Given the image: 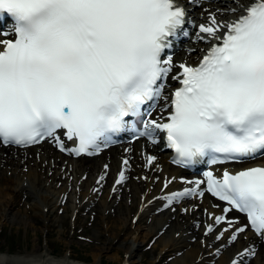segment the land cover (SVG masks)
<instances>
[{
    "label": "snow or ice",
    "instance_id": "1",
    "mask_svg": "<svg viewBox=\"0 0 264 264\" xmlns=\"http://www.w3.org/2000/svg\"><path fill=\"white\" fill-rule=\"evenodd\" d=\"M228 12L236 18L209 13L198 25L196 39L207 47L193 66L177 65L169 51L190 35L177 0H0V18L11 21L0 28V146L51 141L62 153L95 156L130 133L163 142L184 169L244 164L205 171L162 198L168 207L207 191L224 202L223 215L209 214L227 224L215 239L253 233L230 260L247 264L264 244V163H249L264 157V0ZM155 160L146 157L149 166ZM125 179L121 170L116 183ZM233 211L245 222L228 219ZM213 230L208 225L205 235Z\"/></svg>",
    "mask_w": 264,
    "mask_h": 264
},
{
    "label": "bare ground",
    "instance_id": "2",
    "mask_svg": "<svg viewBox=\"0 0 264 264\" xmlns=\"http://www.w3.org/2000/svg\"><path fill=\"white\" fill-rule=\"evenodd\" d=\"M211 1H214V3L203 5L196 10L190 11L189 13L191 19L189 20L190 23L188 24V27L190 29L192 41H194V38L196 39L198 25L201 23H208V17H206L207 14H215L217 18L221 20V22H223L224 20L231 21L236 17L233 14L229 13L228 9L235 8L238 4L244 2V0ZM191 22L194 24L193 30L191 28ZM203 48H206V43L200 41H198L196 45H193V43H189L184 46L182 51L176 55L174 62L177 65L182 62L194 65L196 63L195 61L201 56V50ZM189 51H191L192 53H189ZM177 70L178 69H176L175 71ZM129 151V153L125 154L123 152V149L114 148L105 152L103 155L97 158H79L77 160H73L70 158L67 159L64 155L56 152L47 143H43L39 147L22 151L3 149L0 147V179L2 178L3 182L0 185V200L4 201V203L7 204L8 199L15 192L24 191L26 193H33L39 200V203L42 202V209H39V216H43L45 214H43V209L46 208L47 219L50 218V216L54 213L55 208H58L55 207V197L61 192L65 193V191L67 190V184L69 182L68 179H70V177L75 178L76 183H78V186L76 187L74 185V188L76 187L77 189H79L80 187H84L85 190H91V188H95V190L98 191V195L99 191L102 192V189H104L103 187H105L107 184L111 185L112 180L114 179V184L112 183L115 187L114 194L110 196V201L112 202L111 208H114L116 214L123 215V213H130V211L135 206V200L138 198V196L142 195L144 197L143 201L140 200L139 202L137 199V207H135L134 210V213L141 217L144 212H147V209H143L144 204L152 196L169 194L174 191H182L185 187L190 186L189 184L183 183L184 180H179L184 176H182L178 170L169 166L164 157L158 156L154 152V149L146 147L143 142L139 141L135 143L133 146H131ZM147 155L158 157H156V160L149 167H147L146 162ZM123 159L128 160L127 166L122 163ZM105 165H107V167H105ZM23 167L28 168L26 174H22L21 172L17 171V169H21ZM121 170H125L126 176L125 183H123L122 187L121 183H116L117 179L119 178V171ZM7 172H10V174L7 175ZM11 172H13V174ZM84 175L88 177L87 181L82 183L81 177ZM13 176H15V179L13 178ZM101 176H103L104 179L101 180ZM134 177H136V179H133ZM166 179L172 180V183L169 184L167 188L164 187ZM184 179L189 180L186 177H184ZM63 180L68 181L66 183V187L62 186L60 188L59 186L57 187L56 185H53V183L57 184V182H63ZM23 182H26L25 186L23 185ZM51 190H56L57 193L54 194ZM75 195H77V193ZM108 198L109 191L105 193L103 198L104 201H101L99 206L104 207L103 205L106 203ZM84 200L85 199H83V201ZM128 202H130V205H128ZM192 202H194L193 207H187V205H169L168 207H165L163 211L158 210L157 215L152 217V220H150L149 222L150 224H148L149 230H145L144 227L140 226L135 227L132 244H123V246L125 247L124 253L128 255V261L130 260L133 262L135 256L133 250L134 243H143L150 237L153 232L155 233L156 231H160L161 229H163L165 233V236L160 239V247L162 251L166 250L167 248L169 249L170 247H174L175 244H181L179 245V247L180 250H183V254L181 255V257H178L175 262H173L175 264H195L197 260L203 261V254L205 253L204 249L209 250L211 246L216 247V245L218 247L222 246V248L219 249L218 253L211 255V258L208 259L210 264H230L231 259H239L236 254L242 251L245 247H248V242L255 239V237L250 232H248L246 234L247 239H245V235H240L235 242L229 243V239L231 236L230 230L228 233H225L221 239H215V237L219 235L223 228L227 227V224L222 223L220 225H215L214 220L210 218L209 214H211L212 216L223 215L224 213L222 212V209L226 206L214 201L209 197H205L202 202ZM156 203L157 202H154L152 205H155ZM165 203L167 204L166 200ZM138 205L142 207L139 211L140 213H138ZM214 205H219V207H214ZM35 207L38 210V206ZM184 209L188 210L184 211ZM227 218L239 219L242 222V219L232 212L227 214ZM208 225H213L214 230L212 233L204 236L203 234L206 232ZM176 226H178V228H176ZM110 230H113V228H109V231ZM179 232L180 234H178V237H176L175 234ZM202 238L204 239L203 242L198 243V245L195 244L197 243V239L201 241ZM114 242L115 241H113V243ZM108 244H110V242ZM213 249L214 248H212L211 250ZM257 249L258 250L256 251L254 259H248L247 264H264V244H258ZM101 250L102 249H100V251ZM116 253H118V251ZM117 256L114 255L110 258L116 261ZM95 257L97 258V256ZM14 262L16 261H12L8 264H13ZM18 262L21 263V261ZM24 262L25 264H28L29 262H31V260H25ZM1 263L2 260H0V264Z\"/></svg>",
    "mask_w": 264,
    "mask_h": 264
},
{
    "label": "rangeland",
    "instance_id": "3",
    "mask_svg": "<svg viewBox=\"0 0 264 264\" xmlns=\"http://www.w3.org/2000/svg\"><path fill=\"white\" fill-rule=\"evenodd\" d=\"M17 171L26 174L28 168L23 167L17 169ZM11 173L13 174V172ZM9 174L10 172H7V175ZM13 178L15 179V176ZM133 179H136V177ZM68 180L69 182L63 180V182L59 181L57 184L53 183V185L61 188L62 186L66 187L68 182L65 193L61 192L56 195L58 198L55 197L57 205L55 207L58 208H55L53 216L51 215L47 219L46 208L43 209V214H45L39 216L42 202L39 203L33 193L15 192L8 199L7 204L0 200L1 264H8L12 261H16L13 264H21L18 261L25 260H31L28 264H63L64 262L67 264H175L173 262L183 254V250H180L179 247L181 244H175L174 247L161 250L160 239L165 236V233L164 230H160L153 232L149 237L150 239L148 238L143 243H134V259L133 262L128 261V255L124 253L125 247L123 244H132L135 227L140 226L144 227L145 230H149V216L154 215L153 211L158 206L148 207L146 214L136 220L138 215L134 213V210L137 207V202L143 199L142 195H140L142 199L138 196V201L135 200V206L130 213L116 214L114 208H111L110 198L107 199L103 205L104 207L99 206L100 202L104 201L105 193L110 190V185L102 189V192L99 191L98 195V191L95 192L94 188H91V190H85L84 187L77 189L78 185L75 178L71 179L72 182L70 179ZM85 181H87V178L82 179V183ZM2 183L1 178L0 185ZM23 185L25 186L26 182H23ZM53 193L55 194L57 191L54 190ZM76 193L77 195H75ZM83 199L85 200L83 201ZM128 205H130V202H128ZM35 206H38V210ZM109 228H113V230L109 231ZM178 234L180 232L175 236ZM113 241L115 242L113 243ZM109 242L110 244H108ZM198 243H201V241L197 239L195 244L198 245ZM100 249L102 250L100 251ZM215 250H211L212 253ZM117 251L118 253H116ZM210 252L205 250L203 254L205 261H196L195 264H210L209 258H207ZM114 255H118L116 261L110 258Z\"/></svg>",
    "mask_w": 264,
    "mask_h": 264
}]
</instances>
